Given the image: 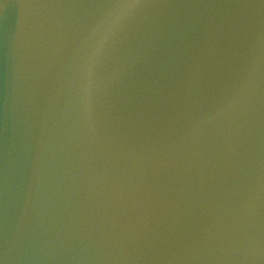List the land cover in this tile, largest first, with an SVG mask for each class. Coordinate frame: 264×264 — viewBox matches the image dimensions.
<instances>
[{
    "label": "water",
    "instance_id": "1",
    "mask_svg": "<svg viewBox=\"0 0 264 264\" xmlns=\"http://www.w3.org/2000/svg\"><path fill=\"white\" fill-rule=\"evenodd\" d=\"M0 264H264V0H0Z\"/></svg>",
    "mask_w": 264,
    "mask_h": 264
}]
</instances>
